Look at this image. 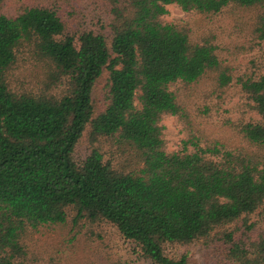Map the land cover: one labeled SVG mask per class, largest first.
<instances>
[{"label":"trees","instance_id":"1","mask_svg":"<svg viewBox=\"0 0 264 264\" xmlns=\"http://www.w3.org/2000/svg\"><path fill=\"white\" fill-rule=\"evenodd\" d=\"M8 1L0 0V264H122L93 240L103 225L149 264H198L166 247L212 239L226 245L219 264H264V226L250 219L264 217V0H105L108 34L70 32L55 2L10 11ZM168 5L221 19L198 35L190 22L165 21ZM252 51L263 52L258 65L234 75L231 60ZM233 83L239 117L211 127L204 116ZM169 116L185 133L173 151Z\"/></svg>","mask_w":264,"mask_h":264},{"label":"rangeland","instance_id":"2","mask_svg":"<svg viewBox=\"0 0 264 264\" xmlns=\"http://www.w3.org/2000/svg\"><path fill=\"white\" fill-rule=\"evenodd\" d=\"M45 0H9L8 9L10 11H16L24 5L42 3ZM55 2L61 4V10L64 14L65 20L68 23V29L70 32H76L83 29H94L101 30L102 26L109 22V5L105 0H73V7L64 4L62 0H47V3ZM221 19V18H220ZM219 19V20H220ZM164 20L167 22H190L196 27L198 35L209 30V28L217 27L219 20L206 22L201 20L200 16L193 13H186L175 5L167 6V13L164 15ZM104 30L105 34H108V30ZM223 42L227 43L230 40L228 37H222ZM262 51H252L239 55L237 58L231 60V64L236 68L234 75L240 74L246 71L250 66H257L260 62ZM254 61L253 64L251 62ZM106 72L104 71L98 81L96 82L93 89V100L97 111L102 110L104 106V92L106 83ZM224 102L218 109L213 111L211 117L204 116L206 121L212 120L211 127L219 126L222 119L226 116L232 118L239 117V113H236V106L241 103L240 93L238 87L233 83L227 89L225 93ZM245 102V101H243ZM201 105L202 101L199 102ZM203 117V118H204ZM243 117L248 118L249 114L245 113ZM163 124L165 126V138L166 147L168 151L179 149L181 146V140L185 136L182 127L178 124L177 120L173 116H169L164 119ZM88 153V143L86 138L80 140L76 147L75 156L77 158H83ZM251 222L255 223V228L259 229L264 226V217L260 214H255L250 217ZM242 223L231 224L227 226V229L234 231L237 227L241 226ZM97 233L102 236V240L95 237L93 240L97 243L100 248L105 252H110L122 262V264H149L147 261L141 259L138 256L137 249L128 240L123 239L118 231L110 225H103L95 229ZM239 234V232L237 233ZM53 242V241H52ZM54 243V242H53ZM56 244V243H55ZM51 248L56 245H50ZM226 245L222 242L212 239L209 241L198 242L189 246L182 245H168L166 252L169 255L186 253L190 260L198 264H219V260L222 257ZM47 249V248H46Z\"/></svg>","mask_w":264,"mask_h":264}]
</instances>
